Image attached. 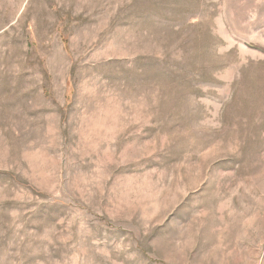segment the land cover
Instances as JSON below:
<instances>
[{"label":"rangeland","instance_id":"1","mask_svg":"<svg viewBox=\"0 0 264 264\" xmlns=\"http://www.w3.org/2000/svg\"><path fill=\"white\" fill-rule=\"evenodd\" d=\"M0 264H264V0H0Z\"/></svg>","mask_w":264,"mask_h":264}]
</instances>
